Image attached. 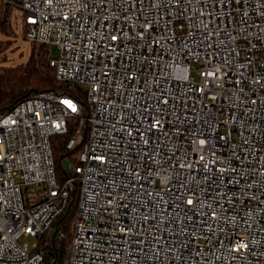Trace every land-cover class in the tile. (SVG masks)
I'll return each mask as SVG.
<instances>
[{
    "label": "built area",
    "instance_id": "2783aa9c",
    "mask_svg": "<svg viewBox=\"0 0 264 264\" xmlns=\"http://www.w3.org/2000/svg\"><path fill=\"white\" fill-rule=\"evenodd\" d=\"M15 5L88 113L56 90L0 112V264H45L76 182L65 264H264V0ZM85 123L61 183L52 138Z\"/></svg>",
    "mask_w": 264,
    "mask_h": 264
},
{
    "label": "trees",
    "instance_id": "16d2710c",
    "mask_svg": "<svg viewBox=\"0 0 264 264\" xmlns=\"http://www.w3.org/2000/svg\"><path fill=\"white\" fill-rule=\"evenodd\" d=\"M18 1L11 0L5 3L8 11L5 12L1 25L6 24L10 5ZM33 43L32 54L27 63L0 67V112L40 91L56 90L76 98L81 104L82 112L87 114L86 88L75 82L67 83L57 79L55 67L50 63L51 47L44 43ZM72 132L65 135H54L52 138L56 173L61 183L73 174V170L67 171L63 167V158L69 156L74 160L75 165L78 164V154L89 135V125L86 123L81 125V142L70 150L66 147V142ZM31 191L33 188L29 186L26 194ZM79 197L80 184L76 182V187L71 191L65 209L55 217L49 229L39 239L36 250L43 253L45 264H65V257L73 235V224L77 217ZM61 234L64 235L62 238Z\"/></svg>",
    "mask_w": 264,
    "mask_h": 264
},
{
    "label": "rangeland",
    "instance_id": "374dc122",
    "mask_svg": "<svg viewBox=\"0 0 264 264\" xmlns=\"http://www.w3.org/2000/svg\"><path fill=\"white\" fill-rule=\"evenodd\" d=\"M6 11H8V8L4 0H0V67H11L27 63L34 46V43L25 36L23 9L18 5L11 4L6 24L1 25V20ZM50 47L53 53H57L56 46ZM62 164L67 171H72L75 166L74 160L69 156L63 158ZM35 240L38 239L31 235L21 237V241L29 243Z\"/></svg>",
    "mask_w": 264,
    "mask_h": 264
}]
</instances>
